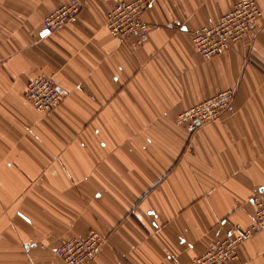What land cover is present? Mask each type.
I'll use <instances>...</instances> for the list:
<instances>
[{"label": "crops", "instance_id": "0c3cea01", "mask_svg": "<svg viewBox=\"0 0 264 264\" xmlns=\"http://www.w3.org/2000/svg\"><path fill=\"white\" fill-rule=\"evenodd\" d=\"M0 0V264H65L62 241L98 230L89 264H185L264 195L263 16L247 37L205 59L193 31L240 0H151L142 46L105 27L111 0ZM129 1V0H127ZM53 76L56 110L37 111L30 80ZM229 88L235 113L195 127L183 110ZM231 264H264V230Z\"/></svg>", "mask_w": 264, "mask_h": 264}, {"label": "built area", "instance_id": "2783aa9c", "mask_svg": "<svg viewBox=\"0 0 264 264\" xmlns=\"http://www.w3.org/2000/svg\"><path fill=\"white\" fill-rule=\"evenodd\" d=\"M114 5L107 14L104 25L115 37L123 41L133 40L135 46H142L149 37V24L143 14L151 0H111ZM83 4L81 0H69L51 10L44 18L43 26L53 33L66 22L76 18ZM263 16L259 0H240L231 10L221 14L211 24L196 28L192 40L196 50L210 59L244 40L253 26ZM63 97L56 79L40 76L30 80L26 98L42 113L56 110ZM235 89L223 90L178 114L176 122L191 127L218 120L222 114H234ZM255 212L250 225L235 223L225 230L221 238L209 244L207 250L185 264H231L238 257L242 244L264 230V195L254 200ZM105 239L98 230H91L85 236H73L62 241L55 253L65 264H89L95 260Z\"/></svg>", "mask_w": 264, "mask_h": 264}]
</instances>
